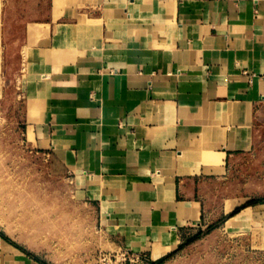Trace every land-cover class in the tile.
Listing matches in <instances>:
<instances>
[{
  "label": "crops",
  "instance_id": "obj_1",
  "mask_svg": "<svg viewBox=\"0 0 264 264\" xmlns=\"http://www.w3.org/2000/svg\"><path fill=\"white\" fill-rule=\"evenodd\" d=\"M45 12L5 32L0 89L24 50L27 128L108 244L151 261L175 251L228 212L226 174L264 133V0H49ZM0 264L38 263L0 241Z\"/></svg>",
  "mask_w": 264,
  "mask_h": 264
},
{
  "label": "rangeland",
  "instance_id": "obj_2",
  "mask_svg": "<svg viewBox=\"0 0 264 264\" xmlns=\"http://www.w3.org/2000/svg\"><path fill=\"white\" fill-rule=\"evenodd\" d=\"M48 2L0 0V53L5 32L18 34L25 23L45 19ZM19 55L10 69L3 62L0 89V241L38 264H132L108 244L73 174L32 139L21 91L26 53ZM234 165L218 200L228 212L181 235L171 255L154 261L146 255L148 264H264V133L258 132L252 155ZM219 204L212 206L211 219L219 215ZM101 254L111 257L102 261Z\"/></svg>",
  "mask_w": 264,
  "mask_h": 264
},
{
  "label": "built area",
  "instance_id": "obj_3",
  "mask_svg": "<svg viewBox=\"0 0 264 264\" xmlns=\"http://www.w3.org/2000/svg\"><path fill=\"white\" fill-rule=\"evenodd\" d=\"M120 255H122L123 257H124V259H126V256L128 257L127 259H128V261L130 262V263H136V264H148V258H146V255L145 254H131V253H128V252H126V251H121L120 252ZM108 256L109 257H111L110 255H105V254H101L100 255V259L102 260V261H104V260H109V258H108Z\"/></svg>",
  "mask_w": 264,
  "mask_h": 264
},
{
  "label": "trees",
  "instance_id": "obj_4",
  "mask_svg": "<svg viewBox=\"0 0 264 264\" xmlns=\"http://www.w3.org/2000/svg\"><path fill=\"white\" fill-rule=\"evenodd\" d=\"M256 203H257V201H248V202H246L245 205H253ZM239 209H240L239 207L234 208L233 211L230 213V215L232 216V215L236 214L239 211ZM171 253L167 254V256L171 255ZM151 264H153V263H151Z\"/></svg>",
  "mask_w": 264,
  "mask_h": 264
}]
</instances>
